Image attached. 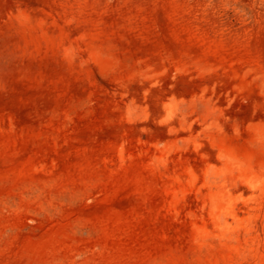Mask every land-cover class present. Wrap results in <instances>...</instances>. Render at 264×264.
I'll list each match as a JSON object with an SVG mask.
<instances>
[{"label": "rangeland", "instance_id": "rangeland-1", "mask_svg": "<svg viewBox=\"0 0 264 264\" xmlns=\"http://www.w3.org/2000/svg\"><path fill=\"white\" fill-rule=\"evenodd\" d=\"M0 264H264V0H0Z\"/></svg>", "mask_w": 264, "mask_h": 264}, {"label": "bare ground", "instance_id": "bare-ground-1", "mask_svg": "<svg viewBox=\"0 0 264 264\" xmlns=\"http://www.w3.org/2000/svg\"><path fill=\"white\" fill-rule=\"evenodd\" d=\"M230 158H231V156H230ZM223 191H224V190H223ZM219 194H221V193H219ZM224 194H226V193H224ZM216 195H217V193H216ZM216 195H215V196H216ZM223 196H224V195H223ZM227 196H228V195H227ZM227 196H224L225 199L227 198ZM224 197H223V198H224ZM220 200H221V199H220ZM214 203H215V202H213V204H214ZM217 203H218V202H217ZM222 203H223V202H222ZM227 203H228V202H227ZM215 204H216V203H215ZM215 204H214V205H215ZM219 204H220V203H219ZM224 204H225V203H224ZM216 205H217V204H216ZM225 205H226V204H225ZM212 208H213V207H212ZM214 208H215V206H214ZM223 208H224V207H223ZM220 209H221V208H220ZM224 209H225V208H224ZM218 210H219V209H218ZM229 210H230V209H229ZM229 210H228V211H229ZM226 211H227V210H226ZM231 211H232V209H231ZM215 212H217V211H215ZM222 212H223V211H222ZM232 212H233V211H232ZM227 213H228V212H227ZM224 214H226V213H224ZM233 214H234V212H233ZM214 215L217 216V215H219V214H217V215L214 214ZM226 215L228 216L229 214H226ZM234 215H235V214H234ZM219 216H221V215H219ZM222 216H223V215H222ZM229 216H231V215H229ZM229 216H228V217H229ZM214 218H215V217H214ZM217 219H219V217H218ZM221 219H222V218H221ZM221 219H220V220H221ZM215 220H216V218H215ZM224 221H225V219H224ZM224 221H223V222H224ZM218 222H219V221H217L216 223H218ZM228 222H229V221H228ZM229 223H230V222H229ZM221 224H222V223H221ZM225 224H226V223H225ZM226 225H227V224H226ZM217 226H218V225H217ZM220 227H221V226H220ZM226 227H227V226H226ZM226 227H225V228H226ZM230 227H231V226H230ZM222 228H223V227H222ZM225 228H224V229H225ZM220 229H221V228H220ZM220 231H221V230H220ZM222 231H223V229H222ZM226 231H227V230H226ZM228 231H229V230H228ZM229 233H230V232H229ZM220 234H221V235H224V234H227V235H228V233H226V232H225L224 234H223V232H222V233L220 232ZM229 235H230V234H229ZM226 237H227V236H226Z\"/></svg>", "mask_w": 264, "mask_h": 264}]
</instances>
